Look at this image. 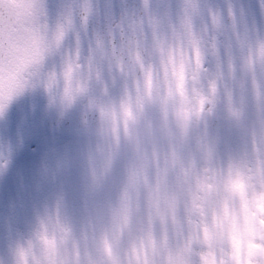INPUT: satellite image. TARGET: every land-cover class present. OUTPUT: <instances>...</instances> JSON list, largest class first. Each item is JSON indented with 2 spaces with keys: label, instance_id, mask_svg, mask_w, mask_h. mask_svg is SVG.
Returning a JSON list of instances; mask_svg holds the SVG:
<instances>
[{
  "label": "clouds",
  "instance_id": "obj_1",
  "mask_svg": "<svg viewBox=\"0 0 264 264\" xmlns=\"http://www.w3.org/2000/svg\"><path fill=\"white\" fill-rule=\"evenodd\" d=\"M21 102L49 135L0 264H264V0H0Z\"/></svg>",
  "mask_w": 264,
  "mask_h": 264
},
{
  "label": "rangeland",
  "instance_id": "obj_2",
  "mask_svg": "<svg viewBox=\"0 0 264 264\" xmlns=\"http://www.w3.org/2000/svg\"><path fill=\"white\" fill-rule=\"evenodd\" d=\"M41 114L33 112L28 102L15 104L10 109L6 126L0 125V135L19 141L21 147L14 157L9 173L0 178V214L19 197L28 199L34 171V161L49 135L41 126ZM33 149L37 152L34 154Z\"/></svg>",
  "mask_w": 264,
  "mask_h": 264
},
{
  "label": "water",
  "instance_id": "obj_3",
  "mask_svg": "<svg viewBox=\"0 0 264 264\" xmlns=\"http://www.w3.org/2000/svg\"><path fill=\"white\" fill-rule=\"evenodd\" d=\"M45 126L48 128V123H46Z\"/></svg>",
  "mask_w": 264,
  "mask_h": 264
}]
</instances>
